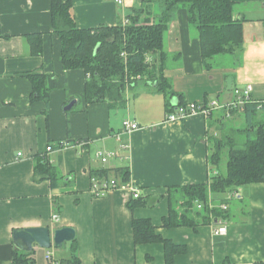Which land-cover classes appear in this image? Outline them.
I'll return each mask as SVG.
<instances>
[{
	"label": "crops",
	"instance_id": "obj_1",
	"mask_svg": "<svg viewBox=\"0 0 264 264\" xmlns=\"http://www.w3.org/2000/svg\"><path fill=\"white\" fill-rule=\"evenodd\" d=\"M64 1L72 4L80 30L116 27L136 14L139 24H155L164 8V0ZM232 1L233 18L242 22V47L215 57L210 70L204 68L198 33L189 25L186 11L178 10L167 24L163 76L178 95L171 105H225L234 100L236 89L247 86L253 102L264 104V0ZM34 34L42 36L39 56L31 54L27 41ZM29 74L55 76L56 88L47 103L31 100ZM85 81L82 71L62 68L50 0H0V264H12L14 230L38 227L74 229L82 264H165L161 244H134L133 219L149 220L164 239L185 247L173 264L264 262V183L239 187L220 197L223 200L213 197L217 203L212 199V204L226 206V219L196 230L162 228L168 191L208 184L218 175L210 162L214 140L243 129V113L223 118L225 112L219 110L208 118L195 114L167 122L164 96L145 85L137 92L139 84L126 93L123 113L116 115L121 109L111 110L107 103L86 104ZM74 100L66 113L64 108ZM263 116L259 113L260 119ZM126 119L139 128L123 134ZM59 144L65 146L58 148ZM47 147L52 151L46 152ZM98 151L114 152L116 157L101 164ZM35 156H46L66 185L52 189L47 181L34 183ZM117 169L128 171L127 183L148 206L131 210L134 198L128 190H114L103 198L91 195V173L107 170L112 178ZM218 227H225L224 235L214 234ZM65 245L66 257L46 250L42 263V249L34 248L36 264H51L47 254L55 262L68 258L69 244Z\"/></svg>",
	"mask_w": 264,
	"mask_h": 264
},
{
	"label": "trees",
	"instance_id": "obj_2",
	"mask_svg": "<svg viewBox=\"0 0 264 264\" xmlns=\"http://www.w3.org/2000/svg\"><path fill=\"white\" fill-rule=\"evenodd\" d=\"M178 10L186 11L189 25L198 33L204 68L210 70L215 57L232 55L241 49L242 22L233 18L232 0H164L163 11L155 24H139V15L136 14L129 17L125 26H100L86 30L76 27L69 1L50 0L51 28L60 39L62 68L64 71L80 70L85 74L83 98L86 104L107 103L111 110L123 109L127 102L126 93L143 84L164 96L167 113L176 106L186 105L182 101L171 105L170 101L178 95L163 76L168 59L164 50V35L167 24L174 20ZM27 41L31 54L41 55L42 36L29 35ZM26 77L32 86L31 100L47 103L50 93L56 88L55 76L29 74ZM260 110L264 113V104ZM261 112L256 103L245 105L242 112L245 127L235 131L234 136L222 135L214 140L210 162L216 169L221 161L222 150L228 148L224 173L218 172L208 184L183 186L168 191V214L162 219V228L188 227L196 230L200 226L212 225L216 220L226 219V210H221L215 204L209 207L212 199L219 197L218 200H223L220 197L239 187L264 183V116L259 118ZM64 146L59 144L58 148ZM33 163L34 183L47 181L52 189L66 185V178L49 163L46 156H35ZM111 175L107 170L91 173L93 179H114L119 184L129 180L126 169H117L112 178ZM196 202L202 205L201 211H196ZM214 202L217 203V200ZM146 206L148 201L142 197L129 203L131 210ZM131 227L135 245L163 246L165 264H173L174 257L185 251L184 246L175 245L159 235L149 220L133 219ZM68 244L69 257L58 261V264H82L77 256L76 239ZM33 255L34 251L21 252L15 249L12 264H36ZM224 264L231 263L225 260Z\"/></svg>",
	"mask_w": 264,
	"mask_h": 264
},
{
	"label": "built area",
	"instance_id": "obj_3",
	"mask_svg": "<svg viewBox=\"0 0 264 264\" xmlns=\"http://www.w3.org/2000/svg\"><path fill=\"white\" fill-rule=\"evenodd\" d=\"M117 4H121L122 0H115ZM128 22L124 23L123 26L127 25ZM148 62V60H147ZM251 86H247L243 90L236 89L234 91V100L225 104V105H219L217 101H212L209 104H197V103H189L184 106H176L171 112H168L166 114L165 121L167 122H176L184 120L185 118L195 115V114H201L204 117L208 118L210 115L219 110H224L226 117H230L233 112H243L245 105L249 103H255L253 102L251 98ZM257 109L260 110L263 103H256ZM139 126L135 123L130 122L129 120H124L122 122V133L123 134H130L131 132L137 130ZM82 144V143H81ZM126 146H122V149H126ZM52 148L47 147L46 152H51ZM116 157V154L114 152L111 153H104L102 151H98L96 153V159L101 164H106L108 160L113 159ZM114 190H128L132 193V196L134 199H137L139 197L138 190L133 187L130 184H119L114 179H93L91 180V189L90 193L94 198H103L106 195H108L111 191ZM232 196V195H231ZM233 197H236V194H233ZM209 207H214L211 202H209ZM221 210L225 211L226 206L221 205L219 207ZM195 209L196 211H201L203 209L202 205L199 203H195ZM57 216H53L52 219L54 221L57 220ZM226 232L225 227H218L214 234L215 235H224ZM46 260L50 262L51 264H58V262L53 261L52 256L50 254H47Z\"/></svg>",
	"mask_w": 264,
	"mask_h": 264
},
{
	"label": "water",
	"instance_id": "obj_4",
	"mask_svg": "<svg viewBox=\"0 0 264 264\" xmlns=\"http://www.w3.org/2000/svg\"><path fill=\"white\" fill-rule=\"evenodd\" d=\"M75 103V100L72 101L64 110H71ZM75 236L72 228H60L54 231L48 227L18 229L13 232V245L21 252H32L34 248L61 249L63 245L73 242Z\"/></svg>",
	"mask_w": 264,
	"mask_h": 264
},
{
	"label": "rangeland",
	"instance_id": "obj_5",
	"mask_svg": "<svg viewBox=\"0 0 264 264\" xmlns=\"http://www.w3.org/2000/svg\"><path fill=\"white\" fill-rule=\"evenodd\" d=\"M142 89H145V86H143V84H140L139 86H138V90H137V92H139V91H141ZM130 94H131V92H130ZM131 98H132V96H131ZM133 99V98H132ZM123 110L124 109H121V110H119V111H116V112H114V114L116 113V115L118 114V113H123ZM229 135V134H228ZM230 136V135H229ZM232 136V135H231ZM235 138H238V137H235ZM227 158H228V148L226 147V148H224L223 150H222V155H221V161H220V164H219V167H218V170L220 171V172H222V173H224L225 172V164H226V161H227ZM49 250H51V249H49ZM56 254H58L59 253V255H63V256H67V252H66V245L64 246V247H62L61 249H52ZM39 252L41 253V263L43 262V255L45 254V252H46V250H39Z\"/></svg>",
	"mask_w": 264,
	"mask_h": 264
}]
</instances>
